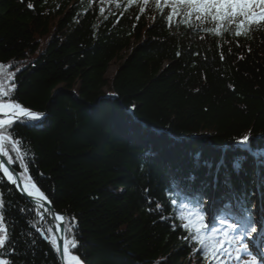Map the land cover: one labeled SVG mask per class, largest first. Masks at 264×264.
Segmentation results:
<instances>
[{
	"label": "trees",
	"instance_id": "16d2710c",
	"mask_svg": "<svg viewBox=\"0 0 264 264\" xmlns=\"http://www.w3.org/2000/svg\"><path fill=\"white\" fill-rule=\"evenodd\" d=\"M117 3L0 0V82L12 74L17 100L45 113L16 125L26 173L5 150L64 227L75 217L84 264H208L183 239L181 204L207 232L264 208V31L200 40L169 28L155 0L143 13ZM0 178L14 264H60L36 206Z\"/></svg>",
	"mask_w": 264,
	"mask_h": 264
},
{
	"label": "snow or ice",
	"instance_id": "6c2138e0",
	"mask_svg": "<svg viewBox=\"0 0 264 264\" xmlns=\"http://www.w3.org/2000/svg\"><path fill=\"white\" fill-rule=\"evenodd\" d=\"M133 3L139 8L140 13L145 11L146 6L151 7L148 0H128V5L117 3V7L129 8ZM28 6L31 8L32 4ZM155 8L160 14V19H166L169 28L173 26L175 19L177 26H183L186 32H203L205 35L198 37L200 40L210 36L224 37L230 34H234L237 38H247L253 31H264V0H155ZM100 11L103 13L104 8H101ZM120 15H124V13H120ZM136 19L139 20L140 17L137 16ZM176 55L180 56L181 52L178 51ZM221 59H223V55H221ZM2 67L3 65L0 64V68ZM7 79L11 88L0 82V170H2L3 177H6L7 182L16 185L22 194H26L34 201L39 213L41 210H45L43 202L48 200V197L30 175L26 179L18 177L14 171L5 166V164L10 165L15 162L5 149L8 144H11L12 150L17 153L20 166L26 173L28 171L25 163L27 152L22 150L23 137H20L16 125L35 126L45 114L30 110L19 102L14 95L16 84L12 79V74H9ZM248 140V134H244L240 138L241 143ZM4 157H8V159L5 161ZM145 191L147 192V189ZM171 203L175 205L177 201L172 199ZM9 206L10 203L4 200L3 192H0V264H14L11 256L16 254L15 243L11 239L8 226L9 220L6 216V209ZM160 207L157 204V208ZM186 208H188L187 204H181V210ZM20 211L27 213L31 209L21 208ZM45 211H50V209ZM192 217H196V222H193ZM40 218L43 219V216ZM179 218L188 221L179 225V227L189 231V235L183 239L189 243H196L199 249L203 251L208 264H225L223 257L231 255L233 251L237 260H242V254H248L249 259L242 260V264H264V252L252 254L253 242L257 240L256 234L264 230V224L253 222L248 217L237 219L232 223L220 219L219 223L223 227L219 230L212 228L210 232H207L205 231L206 225L202 223L204 215L199 210L190 209L187 215L182 213ZM65 219L63 215H55L54 217V220L58 222L55 230L61 233L59 238L62 245L57 243L55 236L50 238L44 229L36 227L31 221L29 223L32 227H36V231L40 232L45 239L49 240L61 264H82L79 254L74 252L78 247V240L73 232L76 228L75 217L70 219L66 227L63 226ZM193 228L195 229L194 232L191 231ZM47 231L52 233L53 229L50 227ZM65 232L72 235H64ZM217 233H222V235ZM31 234V232L28 233V235ZM261 248H264V242L261 243Z\"/></svg>",
	"mask_w": 264,
	"mask_h": 264
},
{
	"label": "water",
	"instance_id": "95a60500",
	"mask_svg": "<svg viewBox=\"0 0 264 264\" xmlns=\"http://www.w3.org/2000/svg\"><path fill=\"white\" fill-rule=\"evenodd\" d=\"M103 97H108V95H103ZM32 110V109H30ZM44 113V112H42ZM45 114V113H44ZM5 161L7 160L6 157L3 158ZM6 167H9L10 170L14 171L18 177H21L18 170L12 165V164H5ZM0 172L2 173V170H0ZM3 174V173H2ZM6 178V177H5ZM12 185V184H11ZM15 190L21 194L23 197H25L28 201H30L32 204L35 205L34 201H32L31 198L27 197L26 194H22L18 189H17V186L16 185H12ZM22 187V184L20 185ZM44 204V209L45 210H48L50 209V211H45V210H41L40 211V214L43 216V218L45 219L46 223L49 225V227H51L53 229V233H54V236L56 237L57 239V243L62 245V241L60 240V235L61 233H58L56 232L55 230V227H56V224L58 223L57 221L54 220V217L55 215H63L65 217V213H62L60 211H58L52 204V202L50 201V199L48 198V200L44 201L43 202ZM36 206V205H35ZM49 221H51V223H49ZM65 222V221H64ZM64 222H63V226H64ZM40 234V232H38ZM41 235V234H40ZM42 236V235H41ZM44 238V236H42ZM45 239V238H44ZM46 241L49 242L48 239H46ZM60 264H61V261H60ZM82 264H84L82 262Z\"/></svg>",
	"mask_w": 264,
	"mask_h": 264
},
{
	"label": "rangeland",
	"instance_id": "374dc122",
	"mask_svg": "<svg viewBox=\"0 0 264 264\" xmlns=\"http://www.w3.org/2000/svg\"><path fill=\"white\" fill-rule=\"evenodd\" d=\"M114 68H115V64H112L110 66V68H109L108 75H110L111 73H113ZM187 213H188V209H184L183 210V214L184 215H187ZM192 219L196 221V217H192ZM255 221L258 224H264V208L258 209V211L256 212ZM218 230H219V228H218ZM217 234L218 235H222V233H217ZM256 236H257V240L253 242V250H252V254L253 255L257 254L258 251L264 252V248H261V243L264 242V230L258 232L256 234ZM246 240H247V238H246ZM254 244L256 246H254ZM223 259L225 260V262L227 264H242V260L249 259V256H248L247 253H245V254H242V260H237L236 259V254L233 251L231 253V255L224 256Z\"/></svg>",
	"mask_w": 264,
	"mask_h": 264
}]
</instances>
